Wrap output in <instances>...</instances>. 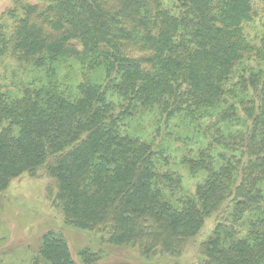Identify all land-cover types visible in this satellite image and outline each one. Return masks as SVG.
Returning a JSON list of instances; mask_svg holds the SVG:
<instances>
[{
	"label": "trees",
	"instance_id": "trees-1",
	"mask_svg": "<svg viewBox=\"0 0 264 264\" xmlns=\"http://www.w3.org/2000/svg\"><path fill=\"white\" fill-rule=\"evenodd\" d=\"M42 1L0 19V193L43 170L73 229L149 259L216 219L201 264H264V0ZM41 242L38 260L75 264Z\"/></svg>",
	"mask_w": 264,
	"mask_h": 264
},
{
	"label": "rangeland",
	"instance_id": "rangeland-1",
	"mask_svg": "<svg viewBox=\"0 0 264 264\" xmlns=\"http://www.w3.org/2000/svg\"><path fill=\"white\" fill-rule=\"evenodd\" d=\"M18 1L21 0H0V19L6 11L13 10ZM23 1L29 5L43 3L42 0ZM171 6L168 1L165 2V7L171 9ZM249 33L252 36L250 38L256 41L258 38L261 39L259 36L264 35L263 15H259L258 20L249 29ZM5 65V63L0 65V87L13 91L14 65H10L7 69ZM72 80L80 83L82 76L76 75ZM174 125L176 126L177 123ZM178 146L179 149L182 147ZM173 149L178 150L176 146ZM180 152L178 158L181 156ZM178 164H181L180 159ZM177 169L183 176L186 192L194 193L196 178L183 167ZM51 190H54V185L48 175L43 170H39L35 176L23 174L0 193V264H46L38 260L37 250L42 244L43 236L51 231L67 242L75 264H85L84 258L81 257V253L85 252H87L85 256L88 258L87 261L89 259V262L94 261L91 264H201L203 257L199 254L197 246L199 247L201 242L213 234L217 223L216 219H208L197 238L196 247L192 245L187 247L183 255L159 252L148 259L138 249L110 244L107 233L79 231L68 226L54 203L56 192L54 191L51 196L49 194Z\"/></svg>",
	"mask_w": 264,
	"mask_h": 264
}]
</instances>
